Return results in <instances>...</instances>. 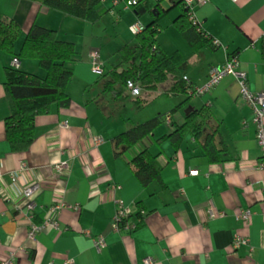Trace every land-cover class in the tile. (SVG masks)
Listing matches in <instances>:
<instances>
[{
  "label": "crops",
  "instance_id": "0c3cea01",
  "mask_svg": "<svg viewBox=\"0 0 264 264\" xmlns=\"http://www.w3.org/2000/svg\"><path fill=\"white\" fill-rule=\"evenodd\" d=\"M115 1L104 0L106 13L101 19L124 21L126 27L135 22L146 26L152 20L151 14L137 16L134 8H126L125 1ZM160 8L166 12L159 21V34L174 29V52L185 58L180 72L193 87L205 85L211 70L223 67L234 56L249 88L264 93V0H210L197 8V21L218 47L205 45L196 51L177 27L176 20L182 15L179 1L162 0ZM0 15L21 28L15 53L34 25L53 29L59 39L81 48L66 87L70 105L54 104L47 114L37 117L34 141L28 150L18 153L11 151L6 138L5 121L11 107L4 88L5 70L14 67L16 57L0 52V169L4 173L0 180V264L12 252H17V264H62L66 260L74 264H143L147 258L154 264H264V170L258 169L262 152L252 110L240 97L235 77L225 76L201 96H172L177 105L161 114L162 124L167 126L158 131L161 124L144 142L117 155L114 138L134 125L110 122L116 104L121 106L124 101L114 100V105L102 101L96 90L98 76L90 55L97 49L87 43L88 25L94 23L30 0H0ZM96 25L91 28L95 30ZM158 38L159 48L173 54L165 51ZM99 55L107 67L109 62H104L102 52ZM111 57L116 59V52ZM18 68L45 76L37 60L22 59ZM203 107L209 110L211 124L219 131L217 141L224 148L217 162L210 161L202 148L205 134L195 139L188 132L178 146L161 139L182 125L190 112ZM183 109L180 116L174 115ZM96 138L102 140L97 147ZM145 146L161 168L160 181L147 186L137 180L131 165ZM56 162L68 163L69 171L54 173L51 166ZM23 164L28 169L20 174V184L13 186L10 174ZM36 182L41 189L31 198L34 223L43 222L51 205L64 203L71 208L58 212L57 229L49 228L32 241L27 210L16 212L13 202L22 201L21 189ZM119 202L129 208L128 221L137 224L135 229L114 230ZM211 209L222 215L209 218ZM241 210L250 212L249 222L237 218ZM236 235L247 237L249 243L234 248ZM99 236L106 244L100 253L94 247Z\"/></svg>",
  "mask_w": 264,
  "mask_h": 264
},
{
  "label": "trees",
  "instance_id": "16d2710c",
  "mask_svg": "<svg viewBox=\"0 0 264 264\" xmlns=\"http://www.w3.org/2000/svg\"><path fill=\"white\" fill-rule=\"evenodd\" d=\"M50 10L66 16L93 24L106 13L104 0H30ZM162 0H144L134 8L137 16L151 14L152 20L143 25V32L135 35V46L124 45L116 52L117 63L97 75L96 85L101 94H109L115 101H124L130 97L128 82H134L141 91L149 93L162 92L167 96L193 95L195 87L185 79L180 67L185 58L179 52L166 54L157 44L159 21L166 11L160 8ZM181 4V2L179 1ZM182 15L176 20L177 27L184 39L196 51L202 46L213 49L218 46L207 34L201 24L194 25L185 7L181 4ZM201 26V27H200ZM21 35V28L12 19L0 15V52L13 54L19 62L22 59L37 60L45 70V76L29 73L18 67L6 68L4 88L10 101V114L6 118V138L12 152L28 150L34 141L36 118L47 114L52 105L66 108L71 98L66 87L70 82L74 68L72 64L78 59L79 51L72 42L59 39L53 29L34 25L27 33L18 53L15 44ZM264 57V36L261 40ZM135 107L142 109L147 100L140 96L133 99ZM164 115H158L144 123L136 124L121 132L114 138L115 153L123 154L134 148L162 124ZM212 116L206 107L188 114L185 122L161 139H170L178 146L186 133L195 139L205 134L202 148L212 162L220 159L223 147L217 141L218 128L211 124ZM135 177L144 186L160 181L161 168L156 157L145 146L135 154L131 161Z\"/></svg>",
  "mask_w": 264,
  "mask_h": 264
},
{
  "label": "built area",
  "instance_id": "2783aa9c",
  "mask_svg": "<svg viewBox=\"0 0 264 264\" xmlns=\"http://www.w3.org/2000/svg\"><path fill=\"white\" fill-rule=\"evenodd\" d=\"M125 1L126 8L131 9L135 8L140 4V2L144 0H123ZM187 10L189 20L196 26H199L200 23L197 21L195 17V10L201 6L206 5L210 2V0H178ZM117 4L118 1L116 0ZM201 27V26H200ZM143 25L140 22H135L130 26V31L134 35H138L143 32ZM214 43L218 46V43L214 41ZM91 65L92 70L96 75L102 74L104 70V65L99 61L100 55L99 52H92L91 55ZM14 67H18V61L14 62ZM231 75L238 80L239 88H240V97L242 100L251 108L253 114V123L256 127V138L258 146L262 152V158L258 163V169L264 170V93L253 92L248 85V79L246 75L240 70V63L238 59L234 56H230L225 63V65L221 68L212 69L210 72L208 82L201 86L195 87L193 90V94L197 96H201L210 90H212L225 76ZM187 79V78H185ZM127 89L133 97H138L141 94V89L134 82H128ZM102 142L101 139H94V146H98ZM27 166L23 164L20 170L16 173L10 174V179L12 185L15 186L18 183L20 184V174L27 170ZM51 169L54 173L58 175H63L69 171L68 163L64 162H56L51 166ZM192 175H195L196 172H192ZM4 177V173L0 169V180ZM41 185L39 182L33 183L28 186H24L21 189L20 196L23 198L20 202H13L10 199H7L8 202H13L14 210L23 213L24 209L27 210L25 213V217L30 221V229L28 233V237L30 240H36L37 236L44 232L45 230L52 228H58V212L68 207L64 203H57L51 205L48 208L47 215L41 224H36L33 222V210L35 204L31 201V198L36 194V192L40 191ZM75 209V208H74ZM131 212L127 206L124 205L123 202L118 203V208L113 220V228L115 231H131L137 227V224H131L128 221ZM209 218H214L216 216H221L222 213L215 212L214 210L208 211ZM250 212L248 210H241L237 214V218L244 223L249 222ZM249 243V239L245 236L236 235L233 240V247L239 248L241 245H247ZM105 239L102 236L97 237L94 240V247L98 253H100L105 247ZM1 264H17V252H12L8 255L7 260ZM62 264H74L73 260H66ZM143 264H154V261L150 258L144 260Z\"/></svg>",
  "mask_w": 264,
  "mask_h": 264
},
{
  "label": "rangeland",
  "instance_id": "374dc122",
  "mask_svg": "<svg viewBox=\"0 0 264 264\" xmlns=\"http://www.w3.org/2000/svg\"><path fill=\"white\" fill-rule=\"evenodd\" d=\"M97 22L94 23L98 24L96 25L95 30L91 28V26L93 27L94 24L88 25L89 27L87 30V38H90V42L87 43H89V47L96 48L99 53L102 52L104 62H109V64H106L107 68H109L113 65L112 63L114 62V60H116L115 57L112 58L111 56L115 52H117L120 47L126 44L135 46L136 38L135 35L130 31V26L126 27L124 21L118 22V20H111V18L108 17L107 19L103 18ZM166 22L168 23V21H165V23ZM165 23L164 26L166 27ZM158 37V41L161 43V45L165 46V51H167V53L169 54L173 53L175 49L174 45H176V39L174 38V29L173 31L166 29L162 34H159ZM79 47L80 46H78L77 49L80 52L81 48ZM96 90H98V94L100 93V99L102 101L104 100L113 105L116 104L111 95L101 94L99 88H97ZM140 97L147 100V104L145 107L140 110L137 109L133 102V99L135 97L131 95L128 99L124 100L121 106L116 104L118 107L113 109V112L115 114H113V116L111 117L110 122L120 123L121 125H136L138 123H144L145 121H148L158 115L169 112L177 105L174 101L177 100L176 97H159L154 93L145 91L141 92ZM183 111L184 109L181 111L178 110L174 113V115L178 117L182 114ZM166 126L167 125L163 123L162 126L158 128V131L164 129Z\"/></svg>",
  "mask_w": 264,
  "mask_h": 264
}]
</instances>
